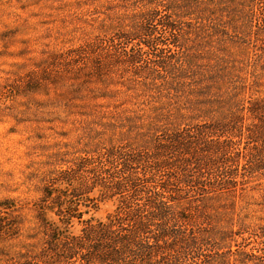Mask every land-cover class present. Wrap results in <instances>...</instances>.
<instances>
[{
    "label": "trees",
    "instance_id": "trees-1",
    "mask_svg": "<svg viewBox=\"0 0 264 264\" xmlns=\"http://www.w3.org/2000/svg\"><path fill=\"white\" fill-rule=\"evenodd\" d=\"M167 9L175 8L167 6ZM137 16L146 23L151 19L155 25H136L137 33L119 31L115 36L124 41L136 40L156 59L154 67L168 70L172 67L171 55L169 59L163 57L160 49L166 47L174 52L182 48L174 35L178 27L170 20H156L154 13ZM229 26L235 35L242 33L248 39L262 29L254 30L252 24L239 26L237 19ZM158 29L166 31L169 41L156 37ZM103 30L104 27H98L95 31L103 33ZM89 34L85 31L78 47L47 52L41 63L14 81L15 88L34 101L37 114L43 119L38 123L68 125L69 133L81 131L87 143L80 147L77 141L63 142L60 150L49 156V163L45 164L52 165L53 170L42 175L41 196L32 207L16 199L0 201V264H182L191 258H198L199 264H264V259L259 263L257 255L264 254V229L243 228L238 232L242 236L240 243L235 239L238 234L222 233L209 251L214 258L206 260L202 247L208 242L202 230L196 231L194 225L199 208L208 209V199L203 200L204 196L197 191L209 186L218 190L215 199L235 197L240 190L246 193L245 184L250 179H264L263 70L261 75L257 71L252 74L250 56L244 78L249 74L253 79L237 82L230 71L232 66L225 68L222 62L214 65L218 70L214 91L224 90L227 95L218 101L219 118L214 119V125L197 127V137H184L178 130L166 134L152 123L157 132L152 141H146L140 148L117 145L112 137L106 144L102 131L116 130L119 116L128 109L124 105H134L139 99L129 95L136 88L133 83L113 79L114 66L108 73L96 60L103 38ZM256 38L263 47L254 48L264 52V35ZM221 41L218 48L222 52ZM242 41L231 44H245ZM247 44L243 50L239 49L245 56L256 51ZM112 58L115 65L131 68L137 77L154 76L151 67L142 71L138 68L142 61L139 53L127 52ZM187 60L188 64L197 61L196 57ZM196 73H200L199 69ZM151 79L142 86H155L154 78ZM172 85L169 83V87ZM121 93L127 97L120 99ZM34 95H44L45 100L37 101ZM159 105L155 107L160 113L158 119L165 118L175 127L194 125L184 123L186 114L182 113V105H178L174 115L161 114L163 105ZM26 107L31 108L28 104ZM193 108L199 111L196 105ZM202 114L209 113L202 111ZM42 116H50L49 121ZM200 117L193 115L191 120ZM98 127L102 130H96ZM61 136L66 138L68 133ZM187 165H194L197 171H211L216 184L189 175ZM138 167L143 171L139 172ZM109 202L114 209L104 219L93 216ZM27 209L32 212V220L23 216ZM249 239L254 240L256 248L249 250ZM16 244L19 251L14 250Z\"/></svg>",
    "mask_w": 264,
    "mask_h": 264
},
{
    "label": "rangeland",
    "instance_id": "rangeland-1",
    "mask_svg": "<svg viewBox=\"0 0 264 264\" xmlns=\"http://www.w3.org/2000/svg\"><path fill=\"white\" fill-rule=\"evenodd\" d=\"M167 6H173L174 11L167 9ZM153 13L157 14L156 20H170L179 30L174 35L182 43V48L174 52L166 47L160 49L163 57L169 59L171 55L169 61L172 67L168 70L154 67L156 59L150 56V51L140 47L136 40L124 41L115 36L119 31L125 34L137 33L136 25H155L151 19L146 23L137 16ZM235 19L239 26L252 24L254 30L259 27L262 29L255 32V37L251 39L242 33L236 34V37V32L229 26ZM98 27H104V34L95 31ZM263 30L264 0H0V201L16 199L32 207L41 196L42 175L53 170L52 165L45 164L49 163V156L60 150L63 142L77 141L80 147L87 143V138L83 137L81 131L69 133L68 125L61 127L53 122L38 123V120L43 119L37 114L34 101L14 86V81L22 79L41 63L47 52L78 47L85 31H89V37L102 36V50L96 60L107 68L108 73L114 66L111 71L114 72L113 79L125 84L133 83L136 88L129 95L139 99L134 105H124L128 109L119 116L120 125L116 130L102 131V139H107L105 143L109 144L107 142L112 137L117 145H132L136 149L146 141H152L157 132L151 127L152 123L158 127V131L165 130L166 134H174L178 130L184 137H197V127L208 126L210 123L214 125V119L219 118L221 112L218 101H222L227 95L224 90L214 91V77L218 71L214 65L222 62L225 68L232 66L230 71L234 72L235 81L244 82L249 78V74L244 77L248 73L247 59L251 56L253 67L249 66V69L253 71L252 74L257 71L261 75L264 72V52L257 51L254 47H263L256 38L259 34L264 35ZM156 37L169 41L163 29L157 30ZM220 39L222 52L218 48ZM242 39L245 44L240 45ZM237 41L240 44H231ZM246 43L253 51L256 50L250 52L249 56L239 51L245 48ZM127 52L139 53L142 61L138 68L142 71L149 66L155 72L154 76L137 77L131 68L115 65L112 57ZM191 57H196L197 61L194 64L186 63ZM196 67L200 71L198 74ZM151 78H154L155 86H142L143 82L152 81ZM169 83L174 85L169 87ZM121 94L120 99L127 97L126 93ZM33 97L40 102L45 100L44 95ZM160 103L163 105L161 114L164 115H174L178 105H182V113L186 114L184 123L194 125L175 127V124H168L165 118L158 119L160 113H157L155 107L160 106ZM27 104L31 108H27ZM194 105L199 107V111L193 108ZM202 111H208L209 114H202ZM197 114L202 119L200 117L192 121L191 117ZM204 115L209 117L205 118ZM42 117L48 120L50 116ZM179 127L181 128L178 129ZM96 130L101 131L102 128L98 127ZM59 133H68V136L65 138ZM211 160L214 161V158ZM185 170L193 177H203L204 181H214L216 184L217 179H213L211 171H197L194 165H187ZM138 171L143 170L138 167ZM250 180L245 184L247 194H242L240 190L235 193V197L215 199L219 195L218 190L209 186L204 187L203 191H197L204 196L203 200L208 199V209L199 208L198 221L194 224L196 231L202 230L208 242L207 246L202 247L206 260L214 258L209 251L214 249L222 233L233 236L243 228L252 231L264 229V179ZM113 209L114 204L109 202L102 205L93 216L104 219ZM23 216L29 220L33 217L28 209ZM240 236V233L235 235L237 243L242 242ZM244 236L247 237L248 234ZM248 241L249 250L257 247L254 240ZM17 244L14 250L19 251ZM257 255L259 263L262 262L264 254ZM199 263L198 258L182 262Z\"/></svg>",
    "mask_w": 264,
    "mask_h": 264
}]
</instances>
